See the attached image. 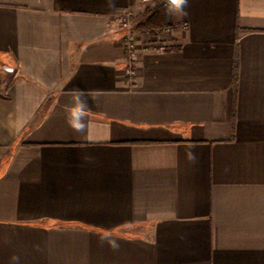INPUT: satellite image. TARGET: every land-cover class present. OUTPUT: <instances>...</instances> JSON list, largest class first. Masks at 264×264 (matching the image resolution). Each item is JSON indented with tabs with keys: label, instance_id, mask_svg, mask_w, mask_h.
Instances as JSON below:
<instances>
[{
	"label": "crops",
	"instance_id": "obj_1",
	"mask_svg": "<svg viewBox=\"0 0 264 264\" xmlns=\"http://www.w3.org/2000/svg\"><path fill=\"white\" fill-rule=\"evenodd\" d=\"M156 2L0 0V264H264V0H189L129 74Z\"/></svg>",
	"mask_w": 264,
	"mask_h": 264
},
{
	"label": "clouds",
	"instance_id": "obj_2",
	"mask_svg": "<svg viewBox=\"0 0 264 264\" xmlns=\"http://www.w3.org/2000/svg\"><path fill=\"white\" fill-rule=\"evenodd\" d=\"M166 15H175L178 17H186L188 15L187 8L189 0H162ZM106 6L114 8L116 0H105ZM71 97V103L66 108L68 113L67 123L75 132L85 134L88 128V116L90 109L88 107L85 92L81 89H70L67 93ZM7 242V241H6ZM102 242L107 243L112 249L119 248V242L111 237H102ZM37 250L39 246L37 245ZM8 264H21V258L18 255H12Z\"/></svg>",
	"mask_w": 264,
	"mask_h": 264
},
{
	"label": "trees",
	"instance_id": "obj_3",
	"mask_svg": "<svg viewBox=\"0 0 264 264\" xmlns=\"http://www.w3.org/2000/svg\"><path fill=\"white\" fill-rule=\"evenodd\" d=\"M168 27L167 15L165 14L162 0H157L154 7H147L143 19L136 23L135 33L159 35Z\"/></svg>",
	"mask_w": 264,
	"mask_h": 264
},
{
	"label": "built area",
	"instance_id": "obj_4",
	"mask_svg": "<svg viewBox=\"0 0 264 264\" xmlns=\"http://www.w3.org/2000/svg\"><path fill=\"white\" fill-rule=\"evenodd\" d=\"M119 19L123 25V27L126 29V34L124 36V43L127 47L129 56H128V67L127 72L129 74H134V63H135V56H136V36L133 32V13L130 9L123 11ZM168 26L166 29H169Z\"/></svg>",
	"mask_w": 264,
	"mask_h": 264
},
{
	"label": "water",
	"instance_id": "obj_5",
	"mask_svg": "<svg viewBox=\"0 0 264 264\" xmlns=\"http://www.w3.org/2000/svg\"><path fill=\"white\" fill-rule=\"evenodd\" d=\"M3 68L6 69V70H13L11 67H8L7 65H5Z\"/></svg>",
	"mask_w": 264,
	"mask_h": 264
},
{
	"label": "rangeland",
	"instance_id": "obj_6",
	"mask_svg": "<svg viewBox=\"0 0 264 264\" xmlns=\"http://www.w3.org/2000/svg\"><path fill=\"white\" fill-rule=\"evenodd\" d=\"M133 24H134V26H133V32H134V27H135V25H136V23L134 22V19H133ZM134 34H135V36H136L137 33L134 32Z\"/></svg>",
	"mask_w": 264,
	"mask_h": 264
}]
</instances>
